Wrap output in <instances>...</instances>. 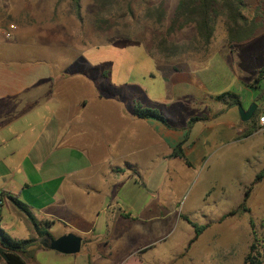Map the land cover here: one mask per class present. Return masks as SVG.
I'll use <instances>...</instances> for the list:
<instances>
[{
    "label": "crops",
    "instance_id": "1",
    "mask_svg": "<svg viewBox=\"0 0 264 264\" xmlns=\"http://www.w3.org/2000/svg\"><path fill=\"white\" fill-rule=\"evenodd\" d=\"M63 2L68 0H0V46L20 47L27 54L24 59L0 60V193L15 196L35 220L48 222L49 238L79 237L78 253L85 259L81 264H144L141 254L162 240L166 226L185 222L183 215L174 220L177 203L169 195L178 178L171 177V166L164 174L170 180L165 189L169 196L139 219L117 208L116 195L126 178L140 179L142 168L152 171L153 163L175 160L198 170L196 177L203 180L235 154L230 150L227 155L220 144L234 146L236 133L229 132L231 124L213 125L206 117L166 128L154 119L133 117L132 107L126 111L120 95L91 100L85 93L75 95L73 88H87L88 81L65 69L76 62L79 47L93 46L76 39L82 29ZM6 18L19 22L2 26ZM10 26L15 29L9 31ZM260 41L264 22L244 42L249 61ZM240 67L254 80L257 72ZM196 80L193 76L187 82ZM198 122L201 126L194 129ZM183 140L181 159L172 152ZM5 215L11 219L7 228L2 226ZM0 229L13 239L34 237L30 223L9 203L0 207ZM142 237L151 245L141 248ZM186 243L160 264L181 257L189 248Z\"/></svg>",
    "mask_w": 264,
    "mask_h": 264
},
{
    "label": "rangeland",
    "instance_id": "2",
    "mask_svg": "<svg viewBox=\"0 0 264 264\" xmlns=\"http://www.w3.org/2000/svg\"><path fill=\"white\" fill-rule=\"evenodd\" d=\"M117 1L122 11L130 7L133 18L124 15L118 19V27H113L108 34L94 30L90 34L97 7L93 0H77L79 19L75 18V21L82 32L76 35V39L93 47H79L76 62L72 61L71 67L65 69L67 73L71 68L88 81L87 88H73L75 95L85 93L90 100L98 95H120L126 111L133 108V105L155 109L174 127L182 126L189 118L198 117L203 120L206 117L204 121L212 122L213 125L231 124L233 128L229 132L236 133L234 146H226V142L220 144L221 148L225 145L223 149H226L227 155L231 151H235V154L220 169L217 167L218 172H210L205 179L200 180L196 177L198 170L192 171L175 160L173 163H153L152 171L141 169L140 179L126 178L116 195L119 200L117 208L139 219L142 214H148L150 207L158 204L164 196L170 195L177 203L174 220L177 221L183 215L196 225L207 223L199 235V241L190 245L171 264L185 259L186 264H241L251 243L249 219L256 233L264 237V177L250 191L245 202L247 212H239L221 220L220 217L239 205L244 188L250 185L254 175L264 167V81L253 84L252 76L245 75L240 67L249 72H257L264 66V42L254 44L252 53L255 57L249 61L245 41L226 42L221 18L216 20L212 38L205 46L197 40L192 25H186L170 34L165 33L177 0H144L146 2L143 5L139 0ZM243 1V15L248 19L253 18L254 25L260 28L264 22V5L263 9H256V0ZM157 3H162L165 10L161 25L155 24L154 20H148L145 24L150 32L157 31L164 37L169 50L167 56L171 58H165L164 53L152 49L153 43L148 35L144 38L145 45L150 46L155 59L144 52L140 42L116 39L119 36L112 34L118 32L122 24L128 26L129 32L138 31L135 21L142 16L144 8ZM63 4V9L72 12L71 0ZM17 22L19 20L6 18L2 26H17ZM107 35L109 41L104 42ZM24 51L20 47L0 46V60L24 59L27 56L23 55ZM193 76L196 82H187ZM222 93L235 95L243 110L250 105L256 106L253 118L241 122L236 107L214 100V96ZM93 106L97 104L93 103ZM199 126L200 122L194 125V129ZM252 126L256 127L255 131L244 136ZM194 129L190 130L192 135ZM140 132L145 134L141 128ZM171 166V177L178 179L170 194L165 195L170 180L164 174ZM10 222L11 219L5 215L2 226L7 228ZM31 231L30 234H34ZM97 232L99 230L96 228L94 234ZM192 234V228L185 222H179L178 226H166L162 240L141 254L142 263H165L171 254L185 246ZM149 245L147 238L142 237L139 246L145 248ZM24 261L26 264H81L85 259L81 253L62 255L34 248L24 257Z\"/></svg>",
    "mask_w": 264,
    "mask_h": 264
},
{
    "label": "trees",
    "instance_id": "3",
    "mask_svg": "<svg viewBox=\"0 0 264 264\" xmlns=\"http://www.w3.org/2000/svg\"><path fill=\"white\" fill-rule=\"evenodd\" d=\"M97 10L93 14L92 18V30L97 33L108 34L113 27H118V19L128 15L130 19L133 18L132 11L130 7H126L125 11L121 9L117 0H93ZM140 4H145L146 1L139 0ZM72 12L75 18L79 19L77 0H71ZM256 9H263L264 0H256ZM260 6V7H259ZM245 7L243 0H177L172 14L169 18L168 25L165 27V33L170 34L174 30L181 29L186 25H192L195 30L197 40L202 42L207 46L212 38L216 20L221 18L223 20V27L226 35V42L228 43H239L246 41L252 37L254 31L259 26L254 25L255 20L253 18H246L242 11ZM142 16L138 18L135 23L138 26V31L129 32L126 24L119 26L118 32H112L113 35H118L116 39L136 41L143 45L144 52L154 58L152 49L164 53L165 58H171L167 56L169 53L168 46L165 45V39L159 32H150L148 30L147 24L148 20H154V23L161 25L164 12L163 4L157 3L154 6L144 8ZM137 33V34H136ZM148 35L152 45L147 47L145 45V36ZM105 41L108 40V35L105 36ZM155 59V58H154ZM264 81V66L261 67L253 80V84L257 85ZM214 100L217 102L225 103L227 106H235L239 104L238 98L230 93H222L220 95L214 96ZM224 100H226L224 102ZM256 112V110H255ZM253 113L252 117L255 115ZM132 115L137 119H154L160 122L164 127L170 128V124L167 119H165L157 110L151 108L140 107L139 105H133ZM199 118L193 117L188 120V126L190 123L198 121ZM252 123V121H250ZM256 127L252 126L250 130L244 135L247 136L255 131ZM186 138V136H185ZM182 142H179L173 148L172 155L183 159L182 154ZM186 165H189L184 161ZM264 177V167L257 172L250 185L244 188L242 193L241 202L239 205L225 215L220 217L224 219L227 216L234 215L236 213H245L247 209L245 208V202L250 194L252 187L257 184ZM0 198L5 203H9L15 208L19 213H21L27 221L30 223L31 228L34 232V237L24 240H18L11 238L3 230L0 229V260L4 264H26L24 257L28 256L30 251L34 248L46 249L40 244V239L49 238V234L46 232L45 228L48 222H39L29 212L27 206L20 202L15 196L7 194L4 192L0 193ZM193 230L191 238L186 243V249L196 240L200 233L206 228L207 225H196L190 222L187 218L181 217ZM249 232L251 236V243L249 244L246 254L242 259L241 264H264V237H260L255 229L254 224L249 219L248 220ZM141 264V263H139Z\"/></svg>",
    "mask_w": 264,
    "mask_h": 264
},
{
    "label": "water",
    "instance_id": "4",
    "mask_svg": "<svg viewBox=\"0 0 264 264\" xmlns=\"http://www.w3.org/2000/svg\"><path fill=\"white\" fill-rule=\"evenodd\" d=\"M256 106L250 105L246 110H243L240 104L236 105L239 120L246 122L251 118ZM40 244L47 250L54 251L62 255H74L78 253L80 246V238L73 234H65L58 238H42Z\"/></svg>",
    "mask_w": 264,
    "mask_h": 264
},
{
    "label": "built area",
    "instance_id": "5",
    "mask_svg": "<svg viewBox=\"0 0 264 264\" xmlns=\"http://www.w3.org/2000/svg\"><path fill=\"white\" fill-rule=\"evenodd\" d=\"M13 29H15L13 26H10V27L8 28L9 31H12ZM4 36H5L6 38H8V37L10 36L9 32L4 33ZM263 120H264V118H263ZM263 120H262V121H263ZM2 205H3V201H2V199L0 198V207H1Z\"/></svg>",
    "mask_w": 264,
    "mask_h": 264
}]
</instances>
